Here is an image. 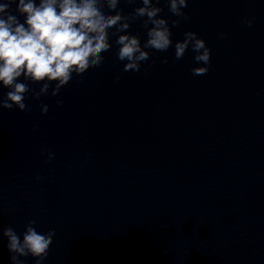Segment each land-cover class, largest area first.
<instances>
[{"label": "clouds", "instance_id": "1", "mask_svg": "<svg viewBox=\"0 0 264 264\" xmlns=\"http://www.w3.org/2000/svg\"><path fill=\"white\" fill-rule=\"evenodd\" d=\"M121 3L137 5L129 13ZM161 0H3L0 2V110L30 111L25 103L30 95L35 100L43 96L57 97L74 75L82 77L90 69L100 68L105 54L113 49L115 37V64L123 63V72H140L142 64L152 53L167 52L174 46V59H183L191 49L193 59L204 66L192 68L194 76L206 75L211 62V49L194 31H186L182 41L173 45L172 29L190 17L183 11L189 0H164L169 12L177 17L171 20L161 16ZM15 5V8L12 7ZM20 17H23L21 21ZM143 20L146 39L132 34L129 29ZM255 17L244 18L251 27ZM155 64V60L152 61ZM161 63L167 64L164 57ZM23 79V82L21 81ZM120 76L115 77L119 82ZM39 84V89L30 85ZM8 89L5 93L2 90ZM62 107L63 101L57 100ZM41 113L49 107L41 104ZM45 163L55 158L48 149ZM37 181L43 177L37 175ZM30 219L24 231L18 234L12 226L0 224V239H7L11 264H25L21 258L31 256L35 264H44L56 235L55 228L41 233Z\"/></svg>", "mask_w": 264, "mask_h": 264}]
</instances>
